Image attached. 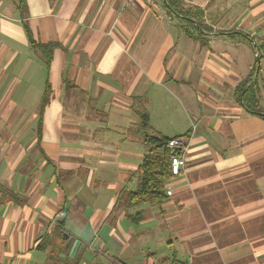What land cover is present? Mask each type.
Masks as SVG:
<instances>
[{
    "label": "crops",
    "instance_id": "1",
    "mask_svg": "<svg viewBox=\"0 0 264 264\" xmlns=\"http://www.w3.org/2000/svg\"><path fill=\"white\" fill-rule=\"evenodd\" d=\"M174 1L211 31L163 0H0V264H264V120L239 94L264 113V0ZM144 114L185 168L130 207Z\"/></svg>",
    "mask_w": 264,
    "mask_h": 264
},
{
    "label": "trees",
    "instance_id": "2",
    "mask_svg": "<svg viewBox=\"0 0 264 264\" xmlns=\"http://www.w3.org/2000/svg\"><path fill=\"white\" fill-rule=\"evenodd\" d=\"M167 13L177 19L180 23L184 22L186 27L196 32H210L208 28L201 24L199 18L201 11L185 12L181 10L174 0H163ZM34 48H53L55 45L50 44L41 46L35 42H31ZM49 60V57L47 58ZM252 75V74H251ZM244 82L239 89L242 92V104L245 109L264 120V113L260 110L259 101L254 91V83L246 85ZM48 90L43 95V103L46 102ZM137 135L141 138L145 149L144 156L138 166L137 186L134 192L128 195L130 207H139L144 204L161 201L166 197V184L172 177L170 174V154L168 142L174 138H167L150 131L147 116L141 115L140 123L137 125ZM177 152V151H176ZM178 153V152H177ZM140 217V216H139ZM171 264H184L178 260H172Z\"/></svg>",
    "mask_w": 264,
    "mask_h": 264
},
{
    "label": "built area",
    "instance_id": "3",
    "mask_svg": "<svg viewBox=\"0 0 264 264\" xmlns=\"http://www.w3.org/2000/svg\"><path fill=\"white\" fill-rule=\"evenodd\" d=\"M123 6L130 5L132 0H121ZM168 149L170 154V174L172 177L178 176L185 168V159L183 157V150L185 149V142L181 138H174L168 142ZM178 153H177V152ZM166 196H171L172 192L167 190Z\"/></svg>",
    "mask_w": 264,
    "mask_h": 264
},
{
    "label": "water",
    "instance_id": "4",
    "mask_svg": "<svg viewBox=\"0 0 264 264\" xmlns=\"http://www.w3.org/2000/svg\"><path fill=\"white\" fill-rule=\"evenodd\" d=\"M79 245L80 244H79L78 240H76V239H73V240L72 239H67V243H66L65 247L68 248L70 246V250L73 253L74 251H76L78 249Z\"/></svg>",
    "mask_w": 264,
    "mask_h": 264
}]
</instances>
